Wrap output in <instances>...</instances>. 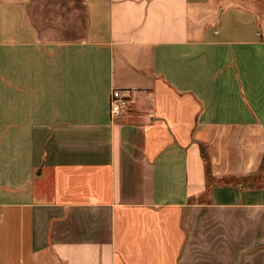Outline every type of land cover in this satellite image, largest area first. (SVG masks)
I'll return each mask as SVG.
<instances>
[{
  "label": "crops",
  "instance_id": "obj_1",
  "mask_svg": "<svg viewBox=\"0 0 264 264\" xmlns=\"http://www.w3.org/2000/svg\"><path fill=\"white\" fill-rule=\"evenodd\" d=\"M0 264H264V0H0Z\"/></svg>",
  "mask_w": 264,
  "mask_h": 264
},
{
  "label": "built area",
  "instance_id": "obj_2",
  "mask_svg": "<svg viewBox=\"0 0 264 264\" xmlns=\"http://www.w3.org/2000/svg\"><path fill=\"white\" fill-rule=\"evenodd\" d=\"M130 94L127 90L117 89L113 92L111 98V114L113 117H117L122 114L124 108L130 102Z\"/></svg>",
  "mask_w": 264,
  "mask_h": 264
},
{
  "label": "trees",
  "instance_id": "obj_3",
  "mask_svg": "<svg viewBox=\"0 0 264 264\" xmlns=\"http://www.w3.org/2000/svg\"><path fill=\"white\" fill-rule=\"evenodd\" d=\"M207 176H208V180H210L211 179V174H210L209 169H208V172H207Z\"/></svg>",
  "mask_w": 264,
  "mask_h": 264
},
{
  "label": "rangeland",
  "instance_id": "obj_4",
  "mask_svg": "<svg viewBox=\"0 0 264 264\" xmlns=\"http://www.w3.org/2000/svg\"><path fill=\"white\" fill-rule=\"evenodd\" d=\"M111 108V107H110ZM208 195V193L206 194V196Z\"/></svg>",
  "mask_w": 264,
  "mask_h": 264
}]
</instances>
